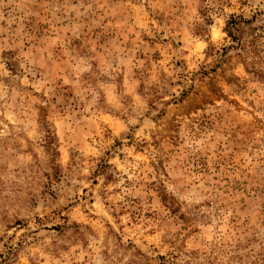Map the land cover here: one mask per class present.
I'll return each mask as SVG.
<instances>
[{"label": "rangeland", "instance_id": "obj_1", "mask_svg": "<svg viewBox=\"0 0 264 264\" xmlns=\"http://www.w3.org/2000/svg\"><path fill=\"white\" fill-rule=\"evenodd\" d=\"M0 264H264V0H0Z\"/></svg>", "mask_w": 264, "mask_h": 264}, {"label": "trees", "instance_id": "obj_2", "mask_svg": "<svg viewBox=\"0 0 264 264\" xmlns=\"http://www.w3.org/2000/svg\"><path fill=\"white\" fill-rule=\"evenodd\" d=\"M239 19H244V16L240 18L232 17L228 22L227 31L235 41L239 42L242 46H246L247 42L244 38L245 33L243 32L249 21L240 22Z\"/></svg>", "mask_w": 264, "mask_h": 264}]
</instances>
